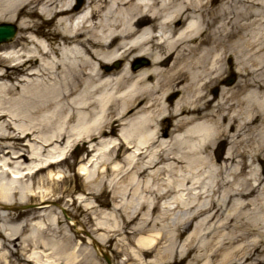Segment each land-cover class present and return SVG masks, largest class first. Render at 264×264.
Returning a JSON list of instances; mask_svg holds the SVG:
<instances>
[{
    "label": "clouds",
    "instance_id": "1",
    "mask_svg": "<svg viewBox=\"0 0 264 264\" xmlns=\"http://www.w3.org/2000/svg\"><path fill=\"white\" fill-rule=\"evenodd\" d=\"M0 264H264V0H0Z\"/></svg>",
    "mask_w": 264,
    "mask_h": 264
},
{
    "label": "rangeland",
    "instance_id": "2",
    "mask_svg": "<svg viewBox=\"0 0 264 264\" xmlns=\"http://www.w3.org/2000/svg\"><path fill=\"white\" fill-rule=\"evenodd\" d=\"M138 63H140V61L134 62V65H136V64H138ZM170 99H171V98H170Z\"/></svg>",
    "mask_w": 264,
    "mask_h": 264
},
{
    "label": "water",
    "instance_id": "3",
    "mask_svg": "<svg viewBox=\"0 0 264 264\" xmlns=\"http://www.w3.org/2000/svg\"><path fill=\"white\" fill-rule=\"evenodd\" d=\"M136 65H134V67H135Z\"/></svg>",
    "mask_w": 264,
    "mask_h": 264
}]
</instances>
